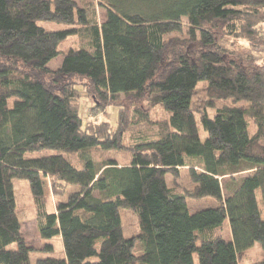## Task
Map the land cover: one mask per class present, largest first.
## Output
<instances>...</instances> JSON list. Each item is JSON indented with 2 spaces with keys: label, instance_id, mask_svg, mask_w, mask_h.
Returning a JSON list of instances; mask_svg holds the SVG:
<instances>
[{
  "label": "trees",
  "instance_id": "obj_1",
  "mask_svg": "<svg viewBox=\"0 0 264 264\" xmlns=\"http://www.w3.org/2000/svg\"><path fill=\"white\" fill-rule=\"evenodd\" d=\"M70 37L77 47L60 51ZM259 48L264 0H0V264H31L33 251L15 215L13 178L29 184L39 238L59 236L63 246L64 258L35 264H238V255L255 243L264 252L256 195L260 191L264 212ZM198 84L206 87L205 107L230 104L212 117L204 108L197 118ZM80 89L100 106L120 105L113 134L105 124L86 129ZM120 97L160 106L166 118L152 122L138 105L131 122ZM128 120L148 126L134 134L129 164L95 165L93 149L124 148ZM63 153L81 154V165ZM181 168L192 188L177 192L165 176L176 179ZM49 184L61 199L55 212L45 208ZM204 198L217 206L189 213L186 200ZM120 211L136 216L135 237H124ZM225 220L231 241L222 235Z\"/></svg>",
  "mask_w": 264,
  "mask_h": 264
},
{
  "label": "rangeland",
  "instance_id": "obj_2",
  "mask_svg": "<svg viewBox=\"0 0 264 264\" xmlns=\"http://www.w3.org/2000/svg\"><path fill=\"white\" fill-rule=\"evenodd\" d=\"M89 0H76L78 5H82L84 2H88ZM99 22L103 21L104 11L102 9H97ZM43 27L48 30H56L57 26L51 24H44ZM77 38L70 37L65 40L60 46L59 49L62 52L68 51L70 48L77 47ZM254 55L258 61H261L264 58V48H259L254 51ZM61 62V56H59L56 60L52 61L49 66L52 69H56ZM206 87L205 84H198L195 89L194 96L192 98V110L195 111L197 118H199V112L205 110L206 113L212 117L215 110L217 108L223 107V105H229V102L217 101L214 103V107H205L207 102L206 97ZM79 116L83 124H86V129L90 126H97L105 124L107 129L112 132L115 131L118 126L116 125L117 121V109L120 105L116 104H108L106 106H100L96 103V101L87 93L85 89H80L79 94ZM120 101L122 104V108H125V113L128 112L129 117L131 118V122H135L134 117V108L138 106L136 104H129L123 97H120ZM141 111L149 114L150 120L152 122L157 120H162L166 118L165 112L162 110L160 106H156L154 108H148L146 103H141ZM240 106V105H239ZM238 106V107H239ZM129 108V111H126ZM121 108V107H120ZM248 123V130L250 133H253L255 130L254 125L252 123L251 118H246ZM129 120L127 122V128L125 129L122 136V145L124 148L122 150H111V151H103L100 149H93L91 151V156L93 158L95 165H101L103 162L108 160H114L117 162L119 166L128 165L131 161V155L129 152V146L133 145V136L137 131H143L146 125L138 124L133 125ZM199 129V137L201 141L205 140L206 134L203 131L201 125H198ZM110 134V137H112ZM52 152H44L42 155H49ZM37 157V154L34 155ZM63 157L67 160L71 165L78 168L81 165V154L79 153H63ZM190 162L195 163L196 161L192 160ZM189 164V163H188ZM179 176L174 179L171 174H166L165 181L168 188H174L177 192H184L185 190H189L192 188V183L190 182L187 174L186 168H181L179 171ZM246 173H241L236 175V178L243 177ZM229 182V178H225L221 180L223 187L225 184ZM11 190L14 196L15 201V215L21 226V233L24 237L26 243L29 247L33 248V251L30 253V263L35 264L38 259L46 258V257H54V258H64L63 246L61 243V239L59 236H55L49 240H42L39 238L36 224V207L35 202L31 196L29 184L24 179H11ZM74 187H69L67 191L73 190ZM257 199L259 201L260 209L263 212V206L261 205V195L260 191L256 193ZM64 199V198H63ZM61 199H58L54 192L52 191V185H47L46 188V211L47 212H55L56 205ZM187 208L189 213L193 214L197 211L206 209V208H214L217 206V201L212 198H204L201 200H186ZM120 218L123 228V235L125 238L135 237L137 235V219L136 216L129 211H120ZM222 235L224 240L231 241V233L229 229V225L227 220H225L223 224ZM45 245H51L53 247L52 251L43 250ZM14 248V246H13ZM264 258V252L260 245V243H255L250 248L244 250L238 255V264H255L261 262Z\"/></svg>",
  "mask_w": 264,
  "mask_h": 264
}]
</instances>
